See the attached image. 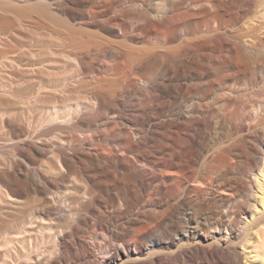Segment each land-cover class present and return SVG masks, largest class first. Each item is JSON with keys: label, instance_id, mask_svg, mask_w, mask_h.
I'll list each match as a JSON object with an SVG mask.
<instances>
[{"label": "bare ground", "instance_id": "6f19581e", "mask_svg": "<svg viewBox=\"0 0 264 264\" xmlns=\"http://www.w3.org/2000/svg\"><path fill=\"white\" fill-rule=\"evenodd\" d=\"M0 264H264V0H0Z\"/></svg>", "mask_w": 264, "mask_h": 264}]
</instances>
